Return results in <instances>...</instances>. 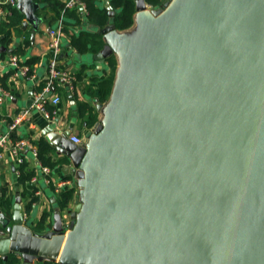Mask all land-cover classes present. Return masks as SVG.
<instances>
[{
  "label": "water",
  "instance_id": "95a60500",
  "mask_svg": "<svg viewBox=\"0 0 264 264\" xmlns=\"http://www.w3.org/2000/svg\"><path fill=\"white\" fill-rule=\"evenodd\" d=\"M43 5L15 0L33 37ZM136 8L140 41L112 20L100 29L107 42L96 57L116 49L123 62L108 126L87 129L81 143L73 126L50 135L80 180L71 220L58 209L51 228L37 227L18 191L12 217L0 206V257L264 264V0Z\"/></svg>",
  "mask_w": 264,
  "mask_h": 264
},
{
  "label": "crops",
  "instance_id": "0c3cea01",
  "mask_svg": "<svg viewBox=\"0 0 264 264\" xmlns=\"http://www.w3.org/2000/svg\"><path fill=\"white\" fill-rule=\"evenodd\" d=\"M59 1L68 6L69 0ZM40 2L44 3L38 10V15L42 20L34 32V37L32 36L33 25L31 24L27 26L23 24L21 31L13 30L11 38L7 40L3 39L0 34V81L9 92V96L0 110V134L6 133L14 139L26 137L37 148L38 156L30 151L24 153V163L27 169L35 172L32 177L37 176L38 178L37 183H35L37 198L34 199L33 206L28 211L26 205L28 201L32 200L31 190L29 189L27 195H22L23 185L19 181V165L14 155L10 151H6L4 156L0 158V206L2 207V191L6 189L11 200L8 215L12 217L15 198L19 191L22 196L24 218L27 220L35 215L34 224L39 227L42 216L46 213L47 218L41 228L45 226L51 228L54 214L58 209L65 217L66 222L71 220L68 209H73L80 201L78 195L80 180L77 175L70 173L67 168L72 166L70 159L58 153L50 135L62 134L65 129L73 126L70 139L72 136H77L82 142L87 129L95 128L99 123H104L105 129L108 126L107 111L123 62L116 49L103 60L96 57V54L104 48L107 42V35L100 30L104 26H97L89 21L86 7L82 9L76 5L68 6V10H62L55 0H42ZM147 2L154 5L149 0ZM95 3L109 13L115 29L121 35L127 36L133 42L141 40V17L136 5L131 25L126 28H118L114 18L122 8L113 6L112 0H95ZM9 7L10 5L3 6L5 13L0 16V23L5 20L9 13ZM48 28H55L60 32L61 51L58 54V59L61 66L74 73L76 79L71 84L62 81L56 84L48 83V61L52 56L51 36L47 32ZM82 36L88 42L86 51L79 49L74 43V39ZM2 46L6 47L7 50H3ZM12 56L18 57L20 65L28 66L29 70L32 68L31 75H28L29 70L27 75H18L17 68L11 64ZM111 60L114 62L113 64ZM107 79L112 80L110 81L111 88L109 94L104 97L102 83ZM46 94L49 96L45 98L44 95ZM56 96H60L61 99L59 103L54 104L53 99ZM41 103L49 112V116L40 109ZM98 104H101V108L98 107ZM24 111L26 113L23 114L21 122L15 129L9 130V125ZM39 165L50 169V176L53 180L63 178L73 180L71 187L73 198L66 207L60 206L61 194L55 192L53 183L45 182L40 173ZM28 182L30 183L27 181V184ZM0 230H6L1 223ZM13 256L18 259L19 264H22V258H18L15 254ZM112 257L110 255L107 261L100 264H111ZM48 262L53 264H94L86 261L78 263L72 261L67 263L35 261L33 264H47Z\"/></svg>",
  "mask_w": 264,
  "mask_h": 264
},
{
  "label": "trees",
  "instance_id": "16d2710c",
  "mask_svg": "<svg viewBox=\"0 0 264 264\" xmlns=\"http://www.w3.org/2000/svg\"><path fill=\"white\" fill-rule=\"evenodd\" d=\"M42 1V0H40ZM57 5L61 6L62 10L67 9L68 6L61 4L59 0H55ZM85 3V7L87 8V18L89 21L93 22L95 25L99 26H106L109 21L111 20L109 17V13L105 11V9H101L96 3L95 0H81ZM162 0H149L154 5H158L161 3ZM113 6L118 7L120 6L122 10L115 16L114 22L118 28H126L131 25L132 23V15L135 12V0H112ZM61 11V10H60ZM24 15L18 10L17 7L14 5H10L9 13L7 14L5 20L0 23V34L3 36V39L7 40L10 39L12 36V32L14 31H21L23 26ZM90 40V39H89ZM75 45L79 47V49L86 51L87 50V39L83 36L74 39ZM112 64L114 63L111 60ZM32 68L29 70L28 75H31ZM112 80L107 79L102 83V93L103 96H107L110 92L111 82ZM57 81L54 83L56 84ZM19 181L23 185L22 195H27L29 189L31 190L30 193L32 195V200L28 201L26 205V209L28 211L31 210L33 206V201L36 199L35 190L37 186L34 183L27 184V181H30L31 177L35 174L34 171H30L27 169L26 164H22L19 167ZM2 209L9 214L11 200L10 197L6 193V189L2 191ZM73 198V190L69 189L67 191L62 192L61 194V201L60 206L66 207L70 200ZM47 214L45 213L42 216V220L39 224V227L43 225V222L46 220ZM0 264H19L18 259L11 255L7 261H3L0 259ZM47 264H53L48 262Z\"/></svg>",
  "mask_w": 264,
  "mask_h": 264
},
{
  "label": "built area",
  "instance_id": "2783aa9c",
  "mask_svg": "<svg viewBox=\"0 0 264 264\" xmlns=\"http://www.w3.org/2000/svg\"><path fill=\"white\" fill-rule=\"evenodd\" d=\"M15 0H5L3 2H0V16L5 13V10L3 8L4 5H14ZM68 6H82L85 8V3L81 0H69ZM48 34L51 36L50 41V47L52 49V56L48 61V83L52 84L57 82H63V83H73V81L76 79L74 73H72L70 70L64 68L61 66L58 54L61 51V44H60V32L58 29L55 28H48L47 29ZM11 64H13L17 68L18 75H27V72L29 70L28 66L20 65L18 61L17 56H12L11 58ZM9 96V92L6 89V87L2 84L0 81V110L3 107V105L6 102L7 97ZM60 96H56L53 99V103L57 104L60 101ZM43 100V99H42ZM42 102V101H41ZM40 109L45 112L47 116H49V112L46 110L43 103L39 105ZM26 111L19 114L14 121L9 125V130H13L17 127V125L21 122L23 119V114H25ZM72 140L75 142H81V139L77 136H72ZM6 151H10L15 159L17 164L20 166L24 164L25 162V151H30L35 156H38L37 148L32 144V142L26 138H18L14 139L10 137L6 133L0 134V158L4 156V153ZM39 170L41 175H43L45 182L47 183H53L55 192L58 194H62V192L71 189L73 186V180L68 178H63L59 180H53L50 176V169L48 167L39 165ZM37 176H34L30 179V183H37ZM5 235L4 230H0V236Z\"/></svg>",
  "mask_w": 264,
  "mask_h": 264
}]
</instances>
